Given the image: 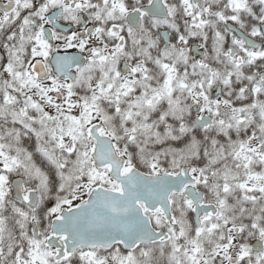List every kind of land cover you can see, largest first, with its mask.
Listing matches in <instances>:
<instances>
[{"label": "snow or ice", "instance_id": "6c2138e0", "mask_svg": "<svg viewBox=\"0 0 264 264\" xmlns=\"http://www.w3.org/2000/svg\"><path fill=\"white\" fill-rule=\"evenodd\" d=\"M0 264H264V0H0Z\"/></svg>", "mask_w": 264, "mask_h": 264}]
</instances>
